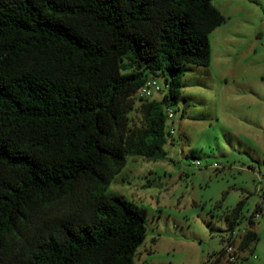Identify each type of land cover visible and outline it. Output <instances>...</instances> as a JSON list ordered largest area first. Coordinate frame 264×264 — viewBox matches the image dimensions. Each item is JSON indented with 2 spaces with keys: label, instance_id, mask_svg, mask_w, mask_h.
Here are the masks:
<instances>
[{
  "label": "trees",
  "instance_id": "1",
  "mask_svg": "<svg viewBox=\"0 0 264 264\" xmlns=\"http://www.w3.org/2000/svg\"><path fill=\"white\" fill-rule=\"evenodd\" d=\"M226 19L214 0H0V264H135L147 210L106 189L128 156L167 157L184 69ZM150 78L164 97L138 102Z\"/></svg>",
  "mask_w": 264,
  "mask_h": 264
},
{
  "label": "rangeland",
  "instance_id": "2",
  "mask_svg": "<svg viewBox=\"0 0 264 264\" xmlns=\"http://www.w3.org/2000/svg\"><path fill=\"white\" fill-rule=\"evenodd\" d=\"M214 4L227 19L210 35L211 64L184 69L167 157L128 156L106 189L147 210L135 264H206L232 235L238 245L250 230L258 239L234 264H264V212L248 221L264 197V0ZM241 200L232 234L224 216Z\"/></svg>",
  "mask_w": 264,
  "mask_h": 264
},
{
  "label": "built area",
  "instance_id": "3",
  "mask_svg": "<svg viewBox=\"0 0 264 264\" xmlns=\"http://www.w3.org/2000/svg\"><path fill=\"white\" fill-rule=\"evenodd\" d=\"M166 89V85L160 81L158 78H150L148 79L145 84L140 89L143 97L152 98L156 94L162 93ZM168 115V131L171 135H175L176 128H175V118L176 112L173 108L167 109ZM264 212V197L261 204L257 206V209L253 213V219H258L261 217V214ZM226 257L229 264L235 263L238 261L239 255L238 250L234 245L227 244L225 246Z\"/></svg>",
  "mask_w": 264,
  "mask_h": 264
}]
</instances>
